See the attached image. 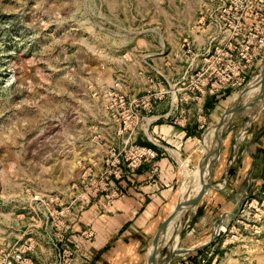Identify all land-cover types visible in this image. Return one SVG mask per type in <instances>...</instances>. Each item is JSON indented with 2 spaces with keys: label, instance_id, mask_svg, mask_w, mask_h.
I'll return each mask as SVG.
<instances>
[{
  "label": "rangeland",
  "instance_id": "1",
  "mask_svg": "<svg viewBox=\"0 0 264 264\" xmlns=\"http://www.w3.org/2000/svg\"><path fill=\"white\" fill-rule=\"evenodd\" d=\"M262 38L264 0H0V264H58L73 221L154 108L168 99L172 112L163 118L185 126L182 110L212 95L196 83L207 66L202 55L217 46L250 56ZM263 64L264 50L225 90L219 119L245 89L236 109L252 102ZM260 103L224 128L212 168L193 172L202 159L180 161L181 192L193 178L208 186L222 157L238 162L234 149L249 140L264 96ZM215 123L202 120L199 135ZM211 131L216 137L211 127L206 139ZM256 176L230 189L234 211L239 193L243 208L228 230L216 221V236L217 224H206L212 242L203 250L189 245L201 220L188 213L173 220L177 246L191 252L170 264L190 255L197 264H264V180ZM172 244L166 235L158 263Z\"/></svg>",
  "mask_w": 264,
  "mask_h": 264
},
{
  "label": "crops",
  "instance_id": "2",
  "mask_svg": "<svg viewBox=\"0 0 264 264\" xmlns=\"http://www.w3.org/2000/svg\"><path fill=\"white\" fill-rule=\"evenodd\" d=\"M226 95V92L207 95L199 103L188 104L190 109L181 112L183 115L186 111L185 126L163 118L172 112V103L168 99L154 108L147 124L134 133L133 142L155 148L159 156L155 162L142 165L136 173L118 182L123 194L121 198L109 204L104 196H98L73 221L67 241L75 250L76 264H148L157 233L181 201L184 179L180 160L195 159L201 145L205 150L206 130L202 136L199 135L202 133V120L216 122L211 127L218 123L221 119L218 110ZM211 146L207 149H213L215 142L213 148ZM234 151L238 162L226 161L222 157L213 174L216 186L209 189L197 206L177 216L184 218L188 213V220L191 214L201 220V228L197 226L196 236L191 238V247L205 245L208 242V236L207 239L205 237L207 225L214 222L216 225L234 211L232 189L236 193L253 174L258 175V181L264 180V113L253 121L249 140ZM154 163L159 170L153 176ZM85 229L95 232L93 240L81 235ZM190 260L185 264L198 263L197 258Z\"/></svg>",
  "mask_w": 264,
  "mask_h": 264
},
{
  "label": "built area",
  "instance_id": "3",
  "mask_svg": "<svg viewBox=\"0 0 264 264\" xmlns=\"http://www.w3.org/2000/svg\"><path fill=\"white\" fill-rule=\"evenodd\" d=\"M263 50L264 38L260 39L257 45L253 47L250 56L237 54L232 49L222 54L217 46L208 49L207 53L202 55L203 62L207 65L206 69L201 68L195 73L196 83L199 82L202 86L199 92L202 95L205 93L217 95L225 93V90L229 87L238 86L240 83L237 80L242 79V75L251 67L253 59ZM221 56L225 57L227 64H220ZM158 145L160 146V143ZM158 156L159 152L155 148L132 143L129 148L123 149L115 160L117 171L107 173V177L106 175L101 177L100 191L97 190L95 194L91 193V195L93 194V198L104 196L107 202L112 204L116 199L123 196L118 182L136 173L142 165L155 162ZM158 170L159 168L154 163L152 175L154 176ZM89 193L87 192V195L91 196ZM81 235L91 241L96 234L92 229H85L81 232ZM59 257L58 264H76L75 250L70 244L63 248Z\"/></svg>",
  "mask_w": 264,
  "mask_h": 264
},
{
  "label": "water",
  "instance_id": "4",
  "mask_svg": "<svg viewBox=\"0 0 264 264\" xmlns=\"http://www.w3.org/2000/svg\"><path fill=\"white\" fill-rule=\"evenodd\" d=\"M261 72L263 73V82H264V64L262 66V70ZM246 89L243 91V93L240 95V99L239 101L235 104L234 108L232 109V111H230V109L226 110L225 113L223 114L222 118L218 121V123L216 125H214L213 127H215L217 129V135H216V139H215V143L218 147V151H220L221 146H222V142L223 139L222 137V132L224 130V128H226L227 126H229L232 122L240 119L243 114L246 111L249 110H253V108H255L263 99L264 96V87L262 92L260 93V95H258V97H256L254 100H252V102H249L247 105H245L241 110H237L236 107L239 105V103L241 102V100L243 99V94L245 93ZM209 129L206 130L205 135H207ZM207 151L204 154L203 160L208 159L209 157H211L215 151H211L206 149ZM211 183L204 189H201V191H199L197 193V195L193 198L190 199L188 201H180V203L177 204V206L175 207L174 211L171 213V215L164 221V223L162 224L159 232L157 233L155 239H154V243H153V247L151 250V255L149 257V261L148 264H170L173 255H169L164 261H162L161 263H158V257L159 254L161 252V245L163 242V237L165 236L168 227L170 226V224L173 222V220L181 213L183 212V210H185V208L187 207H195L198 205V203L200 202V200L203 198L204 196V191L206 189H208L210 186L214 187L215 185H213L212 182V178H213V172L211 173ZM245 188V187H244ZM238 201H239V207L236 211H233L232 213L227 214V216H225L220 223L222 224V226L225 228V230H228L235 218L238 216V214L241 212L242 208H243V204H244V200H243V194L239 193L238 194ZM218 224L216 225L215 231L218 227ZM214 231V236H216L217 234H219V230L215 232ZM212 242V239L207 242L205 245H203V247L199 250H203L204 248H206L210 243ZM191 252L188 251L186 253Z\"/></svg>",
  "mask_w": 264,
  "mask_h": 264
},
{
  "label": "bare ground",
  "instance_id": "5",
  "mask_svg": "<svg viewBox=\"0 0 264 264\" xmlns=\"http://www.w3.org/2000/svg\"><path fill=\"white\" fill-rule=\"evenodd\" d=\"M256 84V83H255ZM264 84V82H263V74L261 75V79H260V81H259V84H256L255 85V87H253V91H252V93L254 92V91H256V93H255V95H254V98H253V100L256 98V97H258V95H260V93L262 92V90H263V87L264 86H262ZM253 85V84H252ZM239 98V97H238ZM239 100V99H238ZM238 100H236V103H237V101ZM235 103V104H236ZM261 104V103H260ZM234 106V105H233ZM215 128V127H214ZM214 134H215V131H211V133H209V135H208V137H207V139L208 140H210V144H208V140L206 141V143H205V145L207 146L206 148H205V150L204 149H202L201 151H200V153L198 154V157H196L195 159L193 158H191L190 159V162L191 163H194L195 162V160H197V159H199L200 158V160L202 161V163L200 164V167H198L197 168V166H196V168L193 170V172L194 171H196V170H198V171H207L208 170V168L209 167H211L212 168V166H211V157H209L208 159H206V160H203V157H204V154H205V152L207 151L206 149L209 147V146H213V144H214V142H215V139H216V137L215 138H213V136H214ZM212 136V137H211ZM211 146V147H212ZM205 147V146H204ZM213 148V147H212ZM208 150H211V151H215V153L213 154L214 156H215V159H218L219 158V152L220 151H218V147H217V145H216V143H215V146H214V148L213 149H208ZM178 155V154H177ZM181 158V157H180ZM181 161V163H182V160H180ZM183 163H186V165L187 164H189V160L188 161H184ZM212 169H210V171H211ZM194 177V176H193ZM196 177V176H195ZM194 179V186H193V192L191 193V191L190 192H186V191H183V192H181V201H188V200H190V199H193L196 195H197V193L199 192V191H201V189H203L204 187H202L201 186V184H200V181H195V178H193ZM207 187V186H206ZM207 190L208 189H206L205 191H204V195L205 194H207L206 192H207ZM192 208H194V207H187V208H185V210H183V212L184 211H186V210H188V209H192ZM180 224V223H179ZM180 226V225H179ZM224 229V227H222V228H220V230H223ZM181 230V229H180ZM165 235H167V238H170L172 241H173V244H172V247H171V251H170V254L171 255H175V254H185L186 252H188V251H190L191 249H189V248H179L177 245H178V242H179V236H178V233H176V229H175V226H174V223L172 222L171 224H170V226L168 227V229H167V232H166V234Z\"/></svg>",
  "mask_w": 264,
  "mask_h": 264
},
{
  "label": "trees",
  "instance_id": "6",
  "mask_svg": "<svg viewBox=\"0 0 264 264\" xmlns=\"http://www.w3.org/2000/svg\"><path fill=\"white\" fill-rule=\"evenodd\" d=\"M229 93H230V92H229ZM228 95H229V94H227V96H228ZM192 258H195V257H193V256L190 255V259H192ZM195 259H196V258H195Z\"/></svg>",
  "mask_w": 264,
  "mask_h": 264
}]
</instances>
